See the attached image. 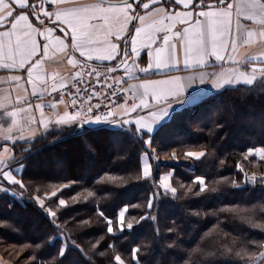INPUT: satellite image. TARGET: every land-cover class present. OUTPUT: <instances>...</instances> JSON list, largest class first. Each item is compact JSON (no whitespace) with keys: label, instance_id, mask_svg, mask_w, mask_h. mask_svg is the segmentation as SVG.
Returning a JSON list of instances; mask_svg holds the SVG:
<instances>
[{"label":"trees","instance_id":"1","mask_svg":"<svg viewBox=\"0 0 264 264\" xmlns=\"http://www.w3.org/2000/svg\"><path fill=\"white\" fill-rule=\"evenodd\" d=\"M223 92L226 95L220 92L209 100L208 108L216 115L221 102L227 100L228 106L212 120L207 119L208 112L202 113L197 119L199 133L185 130L173 117L153 136L139 133L134 125L90 128L75 135L71 127L42 136L22 160V178L35 189L32 198L26 188L18 197L6 193L0 199V221L6 223L0 228L1 238L33 258L29 264H113L116 254L125 264L130 259H134L132 264H259L264 228L256 225L264 223V213L254 207L264 205V189L235 188L233 183L242 182L236 166L246 146L264 143V74L251 85ZM200 108L199 103L187 113L199 117ZM249 127L259 131L244 136ZM167 130L176 137L191 138L173 143ZM149 138L152 149L157 141L183 158L190 150H207L192 170L184 164L170 166L176 170L171 180L176 194L157 188L165 172L150 178L143 175L142 155L150 152L145 143ZM59 161L65 165L61 172L54 164ZM198 177L206 180L208 191L203 196L191 188ZM61 185L67 189L45 203L57 212L55 222L62 233L35 200L38 194L45 197ZM60 198L67 204L60 205ZM125 207L129 211L124 229L108 232V221L117 219ZM66 238L75 240L83 251ZM172 242L178 247L170 248ZM62 248L66 251L61 257Z\"/></svg>","mask_w":264,"mask_h":264},{"label":"crops","instance_id":"2","mask_svg":"<svg viewBox=\"0 0 264 264\" xmlns=\"http://www.w3.org/2000/svg\"><path fill=\"white\" fill-rule=\"evenodd\" d=\"M14 13L9 22L6 17ZM230 58L242 77L234 86L264 74V0H0V157L16 154L13 173L22 169V159L4 141L27 137L21 143L28 145L25 153L44 135L75 128L78 121L65 105L20 102L64 86L93 65L121 70L130 101L116 112L118 125L153 136L173 119L176 100L207 89L197 78L225 69ZM154 126L152 133L141 132ZM148 148L153 154L142 160V171L157 160ZM197 153L203 152L187 156L199 161L204 153ZM172 176L160 175L168 194ZM0 264L10 263L0 258Z\"/></svg>","mask_w":264,"mask_h":264},{"label":"rangeland","instance_id":"3","mask_svg":"<svg viewBox=\"0 0 264 264\" xmlns=\"http://www.w3.org/2000/svg\"><path fill=\"white\" fill-rule=\"evenodd\" d=\"M235 64H237L235 58H230L228 66L225 69L217 71L216 74H214V75L211 74L212 72L205 74V75H200L197 78V81L199 80V84L207 83V85H208L207 89H205V91L199 93L194 98H189V99L184 100L182 102H179L178 100H176L174 102L175 104L178 103L172 109V110H174L173 117H175L174 118L175 123H179V124L183 125L185 130L188 129L192 133H195V132L199 133L201 131V129L199 127L200 125H197V123H198L197 119L202 117L204 112L205 113L208 112V115H206V116H207V119H209V120H212V118L215 116H216L215 118H217V114L222 113L221 110L225 107V105L228 106V102H227V100L224 102H221L219 104L218 111L215 115L213 113H210V110L208 108V106L210 105V101L213 98L217 97L220 92H222V94L226 95L223 91L227 90L228 88H233L236 86L238 87L240 85H243V83L242 84L239 83L238 85L234 86V83L236 82V80H237L236 83H238V81L239 80L241 81V78H242V77H240L241 75H238L241 73V71L235 69ZM73 78H71V79H73ZM251 82L252 81H246L244 83V85H246V84L251 85L255 81H253L252 83ZM29 97L30 96L26 95L21 100L20 103L23 105V100H25ZM129 101H130V98L128 99L127 104L129 103ZM199 103L201 104V108H200V112H201L200 115L201 116L199 115V117H198V115H193L191 113H187L188 109H190L191 107L194 108ZM0 106H1V104H0ZM26 114L28 117H30V115H28V113H25V115ZM27 116H26V118H28ZM237 119L240 120L241 118L237 117ZM26 120H24V121L26 122ZM101 122H103V121L87 122V123H83V124L77 123L78 125L75 126V128L72 132L73 133L72 135H75L78 133L80 134L81 132H85V131L89 130L90 128L99 127L102 124ZM25 126L23 127V129L25 128ZM116 127L125 128L124 125H116ZM250 131H252V132L256 131L257 132V131H259V129L249 127L248 130H246L243 135L246 136V135L250 134ZM165 133L167 136L174 139V140H172L173 143L178 142V141L183 140V139H190L191 138V136H185V135L180 136V137L179 136L176 137L173 135L172 130H167V131H165ZM26 139H27V137L23 138V136L15 137L13 139L4 141L2 144H9L10 147L16 148V150H18V153H17L18 158H21L22 160H24L26 157L29 156V155H25L24 153H21L22 148L28 146L26 143L21 144ZM112 146L115 147L114 144ZM257 149H264V143H260V144L259 143L258 144L251 143L248 146H246L244 153L249 152V150L255 151ZM154 151L157 152V160L155 159L156 157L154 156L153 162L151 161V164H150L151 168H149V171L151 174L150 177H153L156 173H159L160 171L169 172V173L175 175L176 170L170 168V166L172 167L173 164H175V163H177L179 165L184 164V166L189 168V170H192L193 166L197 162L195 159H192V157H188L187 154L194 153V152L195 153L196 152H203L204 157L207 154V150H205L201 147L199 150L188 151L185 158H183V157H181V155L173 152V150L171 148H168L167 146L162 147V145L157 141L155 143ZM180 151H183V150H179V152ZM244 153H243L242 157L240 158V160L237 162V166H236V173H238L240 175V177L242 178V182L238 183V181L235 180L233 183L234 187L235 188H243L245 186H248L251 188H257V189L262 188V189H264V184H261L259 182L261 180V178H264V159H262L259 155H256V156H253L252 154L244 155ZM180 157H181V159H180ZM54 164L56 165V171L58 170V172H61L62 170H64L65 165L60 163V161L55 162ZM165 166L167 168H164ZM21 168L22 169H19L18 171L13 172V174L16 175L17 179H20L22 177L24 166ZM45 169L47 170V168H45ZM252 176L256 177V181L249 182V178ZM150 177H148V178H150ZM198 178L203 179V181H204L203 185L199 184ZM198 178L195 179V183H193V186L191 188H193V189L196 188L195 191H197V193H198L197 195L203 196V194L205 195V193H207V191H208V188L205 184L206 180L203 177H198ZM235 178H237V176ZM239 184H241V185H239ZM11 186H12L13 190L18 192V194L11 193V190H10V187H9V184L7 183V181L0 182V199L6 193H8L9 195H12V196H16V197H18V195H21V190H19L18 186H15V185H11ZM171 186H173L172 183H171ZM180 186H182V185H180ZM157 188L162 189V186L160 183L157 185ZM65 189H67L66 185H61L58 187L57 191L53 192V193H55V195H53V193H51V194H48L45 197L43 196L41 198H43L45 200L47 198H55L56 195L60 194V192H62ZM175 194H176V192H175ZM60 199H63L65 201V204H63V205L67 204V200L65 198H60ZM38 206H39V204H38ZM40 209L45 211L44 208L40 207ZM128 211H129L128 207H125L121 210L120 214L123 213V221L120 220V214L118 215L117 219L110 220L111 221V227L113 229L112 232H115L116 228H118L120 230L124 229V226L126 224V216L128 214ZM15 218L17 219V217H15ZM5 225H6L5 222L0 221V228L5 227ZM25 254H26V252H24V254L21 253V251L17 250V248L14 245L8 244L0 236V258L1 259L9 261L10 264H14V263H16V264H29L30 262L33 261V258H27V257H25ZM8 259H10V260H8Z\"/></svg>","mask_w":264,"mask_h":264},{"label":"built area","instance_id":"4","mask_svg":"<svg viewBox=\"0 0 264 264\" xmlns=\"http://www.w3.org/2000/svg\"><path fill=\"white\" fill-rule=\"evenodd\" d=\"M129 99L128 91L123 83L120 68L110 65H93L86 69L81 75L74 77L64 86L56 88L49 93L32 95L23 100L24 106L33 103L48 102L54 105H65L69 116L75 118L79 124V115L87 114L84 110L89 104V113H95L92 117L94 121L97 116H108L107 120H102V126L117 125L121 119H113V112L123 108ZM102 105V107H98Z\"/></svg>","mask_w":264,"mask_h":264},{"label":"snow or ice","instance_id":"5","mask_svg":"<svg viewBox=\"0 0 264 264\" xmlns=\"http://www.w3.org/2000/svg\"><path fill=\"white\" fill-rule=\"evenodd\" d=\"M105 2H107V0H105ZM15 15H16V13H14L11 16H7L6 18L8 19L9 22H11L12 20L15 19ZM91 107H92V105L89 104L88 107L84 110L87 114H85L83 116L81 115V112H80L79 120H80L81 123H87V122L93 121L92 117L95 116V113H89L88 112V109L91 108ZM98 107L101 108L102 105H99ZM115 115H116V113L113 112V119H115ZM163 118L164 117H162L156 123V125ZM107 119H108V116L105 113L104 115L97 116L94 121H102V120H107ZM70 122H72L70 119H60V120H57V123H62V124L70 123ZM155 126L154 127H149L148 129H142L141 132L152 133L154 131ZM145 143L148 145V147H150L152 145L151 138L145 139ZM87 147H88V150L90 152H93L94 151V148L92 147L91 144H88ZM152 154L153 153H151V152H144L143 155H142V160L146 161V158L149 157ZM197 154L199 156H202L203 155V153H197ZM249 154H252L253 156L259 155L262 159H264V149H257L255 151L249 150V152L244 153V155H249ZM15 155L16 154H14V153H9V154L4 155L3 157H0V182L7 181V183L9 185L18 186L19 190H25L26 188L27 189H30L28 191V197H29V199H31L32 198V191L35 190V189H33V186L31 184H28L26 181H24L22 177L20 179H17L16 178V175H14L9 170L10 164H11L12 160L14 159ZM149 168H150V165H148L147 163H145L144 168H143V174H144L145 177H149L150 176ZM137 178H139V177H137ZM167 180H168V177L165 176L163 178V181H164L163 187L166 190L169 188V185L167 183ZM198 180H199V184L203 185V183H204L203 179H199L198 178ZM254 181H256V177L255 176H252V177L249 178V182H254ZM259 182L261 184H264V178H261V180ZM171 192L172 193H175L176 192V189L175 188H172L171 189ZM41 195L42 194H38L35 197L36 202L39 204V206L41 208H44L46 210V212L48 213V215L51 217L53 223L56 225L57 229L60 231V233H62L63 232V229L61 228L60 225L56 224V222H55L56 219H58L57 212L54 211V210H52V208H51L50 205H46L45 204V199L41 198ZM53 195H55V193H53ZM59 204L60 205H63V204H65V201L63 199H59ZM148 207L149 208H152L153 207V203H152V199L151 198H149ZM254 210L255 211H259L260 213H264V205L255 206L254 207ZM221 211H225V210H221ZM247 211L252 212L253 209H249ZM100 215L101 216H104V213L101 212ZM149 218L152 219V220H155L156 219V217H149ZM262 218H264V217H262ZM141 219H144V217H142ZM105 220H107V217H105ZM120 220L123 221V213L120 214ZM108 224H109V227L107 228V231L108 232H112L113 229L111 227V221H108ZM256 226L261 227V228H264V223L257 224ZM127 227H128V229H131L132 228V224H128ZM66 239H67V241H70L71 244L79 247V245L76 243L75 240H72L70 238H66ZM92 247H95V245H93ZM169 247L170 248H177L178 247V243L177 242H172V243L169 244ZM65 251H66V249L65 248H62L60 250V252H59V256L62 257L65 254ZM81 251H83V250L81 249ZM133 251L136 252L137 254L139 253V249H133ZM229 251H231V249H229ZM100 254L103 255V253H100ZM221 255H223V253H221ZM133 260L134 259H130L128 261V264H132ZM136 260L138 261V259H136ZM113 264H125V261H124V259H122V257L119 254H116L114 256V258H113ZM245 264H247V262H245ZM259 264H264V253H261V255H260Z\"/></svg>","mask_w":264,"mask_h":264},{"label":"water","instance_id":"6","mask_svg":"<svg viewBox=\"0 0 264 264\" xmlns=\"http://www.w3.org/2000/svg\"><path fill=\"white\" fill-rule=\"evenodd\" d=\"M99 1H102V2H105V0H99ZM133 0H122V1H114V0H107V4H127V3H130L132 2Z\"/></svg>","mask_w":264,"mask_h":264}]
</instances>
